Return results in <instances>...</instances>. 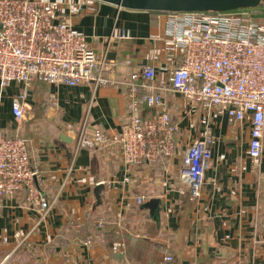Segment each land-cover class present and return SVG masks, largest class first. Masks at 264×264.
<instances>
[{"label":"crops","instance_id":"crops-1","mask_svg":"<svg viewBox=\"0 0 264 264\" xmlns=\"http://www.w3.org/2000/svg\"><path fill=\"white\" fill-rule=\"evenodd\" d=\"M34 1L56 2L58 21L81 31L99 56L107 51V74L114 79L122 80L144 64L155 67L156 80L170 75L175 57L162 40H152L163 35L164 13L97 0ZM261 7L252 9L263 15ZM21 88L0 85V131L27 140L37 185L54 202L41 218L24 190L3 199L0 239L8 242L0 246V264H31L33 257L38 264H264V133L255 167L248 156L247 122L165 93V109L179 130L194 127V134L179 141L175 137L180 148L171 157L126 168L117 144L93 142L75 151L79 131L84 128L88 139L94 130L113 135L131 114L149 116L157 110L139 103L132 111L126 89L119 85L93 93L85 85L37 81L27 91L25 118L17 122L11 106ZM208 120L211 158L201 195L191 199L179 191L181 142L186 146ZM62 134L70 140L63 141ZM99 183L101 203L95 206ZM141 195L159 200L153 214L136 204ZM15 233L21 238L15 239ZM118 243L123 252L113 250Z\"/></svg>","mask_w":264,"mask_h":264},{"label":"built area","instance_id":"built-area-1","mask_svg":"<svg viewBox=\"0 0 264 264\" xmlns=\"http://www.w3.org/2000/svg\"><path fill=\"white\" fill-rule=\"evenodd\" d=\"M260 5L264 13V1ZM57 11L56 2L0 0V85L22 86L11 106L15 121L24 120L27 91L37 81L67 87L85 85L93 93L101 87L123 86L132 111L142 103L157 110L155 114L133 113L113 135L94 130L88 139L82 128L75 151L93 142L114 143L120 148L121 163L129 168L174 154L180 130L165 109L164 94L170 92L206 110L215 109L235 122H247L248 156L255 167L260 165L264 20H258L252 8L164 13L167 21L163 35H155L152 40H162L175 61L168 78L160 80H156V69L150 64L141 65L122 80L109 76L107 51L99 56L81 31L57 20ZM120 37L125 35L121 33ZM125 64L130 65V61ZM209 127L208 120L204 129L187 142L181 157L179 191L191 199L201 195L204 171L211 158ZM36 177L27 140L0 131V208L5 197L24 190L25 200L44 218L54 200L41 193ZM146 200L145 195L135 197L136 204ZM14 238L20 239L21 233H15ZM7 242L3 237L0 246ZM84 243L89 244L90 238ZM112 248L122 251L124 245L118 243Z\"/></svg>","mask_w":264,"mask_h":264},{"label":"water","instance_id":"water-1","mask_svg":"<svg viewBox=\"0 0 264 264\" xmlns=\"http://www.w3.org/2000/svg\"><path fill=\"white\" fill-rule=\"evenodd\" d=\"M117 6L118 8L149 11L158 13L167 12H207L226 11L244 8L257 7L264 0H97ZM63 141L70 139L62 134ZM103 183L95 186V206L101 203L100 193ZM159 200L156 198L147 199L142 206L149 208L151 214L158 209Z\"/></svg>","mask_w":264,"mask_h":264},{"label":"rangeland","instance_id":"rangeland-1","mask_svg":"<svg viewBox=\"0 0 264 264\" xmlns=\"http://www.w3.org/2000/svg\"><path fill=\"white\" fill-rule=\"evenodd\" d=\"M262 8V7H261ZM256 18L258 19V20H264V14L262 15V13L261 14H257L256 15ZM193 129H194V127H192V128H190V127H184V128H181V130H180V132H179V134L176 136V138H178V141H179V138H183V137H185V136H187L189 133H193ZM194 134V133H193ZM192 134V137L194 136ZM15 135V134H14ZM185 142L186 141H184V142H181V144H182V148H181V150H183L184 149V146H185ZM115 146H117L116 144H115ZM179 146H178V143H177V140H176V143H175V150H174V153H176V152H179ZM183 152V151H182ZM138 165H140V164H138ZM91 238L93 239V236H91ZM123 250H124V248H123ZM123 250H122V252H123ZM160 251H162V249H160ZM69 255V254H68ZM29 264V263H28ZM31 264H38L37 262H36V260L34 259V257L32 258V261H31ZM48 264H53L52 263V260H50L49 262H48Z\"/></svg>","mask_w":264,"mask_h":264}]
</instances>
